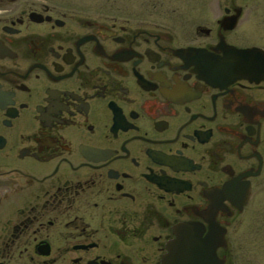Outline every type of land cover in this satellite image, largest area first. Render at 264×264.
Listing matches in <instances>:
<instances>
[{
    "label": "flooded vegetation",
    "instance_id": "flooded-vegetation-1",
    "mask_svg": "<svg viewBox=\"0 0 264 264\" xmlns=\"http://www.w3.org/2000/svg\"><path fill=\"white\" fill-rule=\"evenodd\" d=\"M232 48L264 57V1L0 0V264H162L177 231L235 264L264 73Z\"/></svg>",
    "mask_w": 264,
    "mask_h": 264
},
{
    "label": "water",
    "instance_id": "water-1",
    "mask_svg": "<svg viewBox=\"0 0 264 264\" xmlns=\"http://www.w3.org/2000/svg\"><path fill=\"white\" fill-rule=\"evenodd\" d=\"M234 48V47H233ZM231 49L227 51L231 61H225L221 65L231 71H243L246 66L255 69L256 74L262 75L264 72L261 66L264 65V57H256V53L250 48ZM251 60V63L249 61ZM247 74V73H240ZM237 74V75H240ZM194 241L187 240L181 232L176 233V237L167 244V252L162 257V264H213L215 256L209 250H198L192 248L190 244Z\"/></svg>",
    "mask_w": 264,
    "mask_h": 264
},
{
    "label": "rangeland",
    "instance_id": "rangeland-1",
    "mask_svg": "<svg viewBox=\"0 0 264 264\" xmlns=\"http://www.w3.org/2000/svg\"><path fill=\"white\" fill-rule=\"evenodd\" d=\"M262 2L264 0H243ZM237 232L241 244L236 249L235 264H264V216L252 218Z\"/></svg>",
    "mask_w": 264,
    "mask_h": 264
}]
</instances>
